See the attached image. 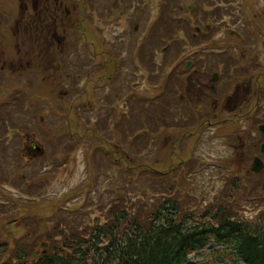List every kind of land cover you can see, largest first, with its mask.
Here are the masks:
<instances>
[{
	"label": "rangeland",
	"instance_id": "374dc122",
	"mask_svg": "<svg viewBox=\"0 0 264 264\" xmlns=\"http://www.w3.org/2000/svg\"><path fill=\"white\" fill-rule=\"evenodd\" d=\"M145 2L150 5L152 0H145ZM156 3L159 5L160 0H157ZM246 5L248 15L253 19L252 24L256 25V28L264 34V0H247ZM116 6H120V0H63V2L41 0L37 3V7H32L34 11L31 8L27 11L25 6L17 5V0H0V22L1 27L5 28L4 32L0 34V54L10 58L7 51L13 47L12 38L17 43L21 38H25L30 43L27 55L31 64L22 73L11 74L10 81H13L10 84L21 85L24 80L31 83L32 92L30 94L36 93L37 96H40V98H36L26 95V97L29 96L27 99L14 109H10V113L6 116L9 120L8 124L12 129L18 127L39 133L42 139L43 135L47 139L51 138L48 157L45 160L39 159L28 165L19 156L20 153H24V147L18 139L14 140L15 142L11 141L10 151L0 157H5L6 160L4 167L0 169V200L11 202V205L7 207L0 205V263H10L14 259L19 262L20 247L25 250L20 263H33L40 257L51 255L54 247L63 248L66 242H69L62 238L60 233L58 237L43 238V234L37 235L36 232H30L34 230L31 227L33 224L26 222L22 224L19 220L24 213L35 212L47 220L46 218L58 205L69 208L80 207L81 211L68 213L70 215L68 218L71 220L69 227L80 224L78 228H72L79 232L85 228L83 225L85 222L88 225L90 223L96 225L107 221L110 196L107 191L108 183L114 187L113 183H124L125 178L119 172L118 167L109 162L103 152L95 153L94 149L97 144H103L113 149L116 156L119 157L118 159L123 162L120 168L136 164L149 167L161 164L168 168L189 155H197L201 161H210L214 158L227 161V158H224L226 156L230 158L232 171L238 180L227 181L224 174L218 173L206 174L203 179L195 177L196 183L200 185L196 191L186 188V198L194 201L201 199L208 203L221 192L230 194L236 190L237 198H242L241 203H244L237 204L235 207L240 216L254 219L256 215L264 211V201L251 203L243 200V197L257 195H263L264 198L262 190L264 173L244 179L237 176L239 173H244L242 170L244 159L241 149L238 147L240 145L239 137L247 133L246 128L240 127V124L244 119H250L251 113L257 106L258 87L264 84V66L253 67L252 69L255 70L243 72L238 69L237 65L233 66L234 62L226 55V58H217V62L219 59H225L224 63L219 62V68L215 69L219 72L218 93L211 106L196 110L203 116V119L196 120L195 125H186L181 115V107H179L181 104L176 100L182 94L180 89L173 93L170 89L168 95L163 98L160 107H149L146 110L145 104H137L132 107V112H128L126 117H122L121 112L128 111V106L131 105L130 101H125L129 92L135 89L137 93L155 94L161 88L163 78L161 71L154 72L150 76H142L143 60L148 54L149 45H146V49L143 50H140L138 45L135 54L133 53L132 50H135L136 43L139 42L141 29L130 19L131 9L124 8L123 14H111ZM106 10L110 12L109 15H106ZM147 10L148 7L145 8V11ZM157 12L158 10L153 15H156ZM55 15L61 17V22L55 21ZM144 16L146 20L147 13ZM16 18H19L20 23L25 24L27 21L34 29L37 28L32 41L29 40L27 34L14 32L19 29L18 27H6ZM167 19L170 20V15ZM91 23H93V27ZM100 23L109 29L106 33L105 30L100 29ZM77 27L86 33L85 37L88 39L98 41L105 34L115 42L114 46L110 45L108 54L111 51H116L120 56L129 49L132 60L134 57H140L138 77L135 76L136 71L132 66V60H125L124 64L127 65L129 74L128 71L123 70L120 80L109 79V75L114 69L110 67L111 70L108 73L105 72L101 79V82L107 86L105 90L89 93L87 90L89 80L96 76V74H92L89 78V74L95 73L97 68L90 62L88 48L82 46L81 38L74 35V29ZM162 29L164 28H160L159 31ZM9 31H12L11 37L6 35ZM53 32L56 34L55 40L58 41L51 40ZM131 34H134L135 39ZM161 34L162 31L158 36L162 37ZM64 36L73 41L68 44L70 51L68 55H65L62 66L56 58L59 55L57 49L62 46ZM142 37L141 39H143ZM207 40L205 35L198 37L196 43L207 44L204 43ZM159 44L162 45V42ZM92 46L97 57L105 60L110 66L111 59L103 56L104 51L101 46L99 44ZM257 48L262 49V47ZM77 50L83 51L81 55L74 54V51ZM251 57L253 58V56ZM209 58L212 59V57ZM261 59L264 62L263 54ZM174 60L175 57H173ZM239 66L240 68L244 67ZM74 69L75 71L72 72ZM78 71L81 73V77H76L79 75ZM67 72H72V77H69L70 74ZM131 75L134 76L133 80L136 78L135 82H138L136 87L131 83ZM105 92L111 95H105ZM41 98L46 100H42L40 103ZM37 99L40 106L28 103V100L36 101ZM82 101L86 104L97 103L98 108L91 113L82 112L77 107L78 103ZM208 101L212 100L208 99ZM59 115L62 118H59ZM119 120L121 121L120 125L117 124ZM208 121L211 123V127L207 123ZM221 122H227V124L219 127L223 130H220L218 134L227 131L235 132V149L234 145L230 143L231 137H227L223 141L209 133L204 136L201 134L200 144L198 143L197 138L200 137V132L196 131L195 133L196 128L207 132L209 128L211 130L217 128ZM235 122L236 124H234ZM204 124L207 128L203 126ZM70 126H73V131L77 133L73 134L74 139L72 136L69 139L66 137L72 134L69 132ZM170 126L175 128H169L161 139L156 140L160 141L159 145L156 141H150V138L141 139L134 146L130 145L133 137L140 131H151L157 134L161 133L164 127ZM9 133L11 134V131ZM67 140L71 143L68 144ZM69 146L72 152L71 163L58 172L42 173L51 170L48 165L53 170L62 161H65L63 153ZM57 147H59V151H56ZM245 160L247 162L244 165H251V158L247 157ZM133 182L141 185L140 187H146L151 192L153 189H157L150 178L139 177L135 178ZM242 186H245V190ZM247 193L248 195H245ZM34 194L35 196H33ZM106 195H108V199L105 207V203L101 202V199H104ZM149 197H151L150 192ZM151 200L153 199L151 198ZM140 201L138 198L133 199L135 203ZM68 214L63 216L59 213L48 224L42 225L43 232L51 230L59 219L63 222ZM58 216L59 218H57ZM81 217H83L81 222H76ZM16 218L18 220L14 221ZM25 234H28L29 237L24 238ZM43 239H50L46 246L39 245Z\"/></svg>",
	"mask_w": 264,
	"mask_h": 264
},
{
	"label": "trees",
	"instance_id": "16d2710c",
	"mask_svg": "<svg viewBox=\"0 0 264 264\" xmlns=\"http://www.w3.org/2000/svg\"><path fill=\"white\" fill-rule=\"evenodd\" d=\"M128 187L125 183L119 188V191H124L123 200L110 193L106 222L98 223L89 231L85 227L79 233L69 227L70 221H64L66 228H62V233L69 242L63 249L53 248L60 249L61 254H54L52 250L51 255L40 257L31 264H186L185 257L191 249H197L210 238L231 241L216 258V264H240L241 260L246 264H264V218L253 221L243 218L233 223L225 218L219 222L220 226L212 229L201 226L192 236L194 244L186 245L188 239L183 237L182 224L174 222V218L181 222L179 203L173 201L176 212L170 213L167 203L171 200H165L163 190L159 191L162 197L154 196L151 203L146 188L131 191L133 189ZM133 192L141 200L137 204H130L135 198ZM225 208L221 205L220 212H225ZM245 222L256 227L249 229ZM203 234L207 238L200 240ZM42 242L47 245L46 239Z\"/></svg>",
	"mask_w": 264,
	"mask_h": 264
},
{
	"label": "flooded vegetation",
	"instance_id": "af4514ba",
	"mask_svg": "<svg viewBox=\"0 0 264 264\" xmlns=\"http://www.w3.org/2000/svg\"><path fill=\"white\" fill-rule=\"evenodd\" d=\"M18 5L25 6L27 11L29 8L32 9L33 6L37 7L38 0H17ZM32 11H34L32 9ZM19 18L14 19L15 24L14 26L18 27L23 34H27L29 37V40L32 41L33 36L35 35V32L37 28L35 29L28 24L27 21H25V24L20 23ZM22 24V26H21ZM1 25V23H0ZM34 25V24H33ZM51 40H54L56 38V34L53 32ZM30 43L26 41L25 38H21L19 42L15 44L13 51H15L16 54H7L10 58H7L0 54V103L3 100H12L14 102V106L19 104V101L14 100V96L17 95V93H21V89L23 87L22 84H26L28 82L22 80L21 85H11L10 83L13 81H10V74L9 71L13 72H20L22 73L25 68L30 66V59L27 55V49L29 48ZM8 62V63H7ZM7 68V69H6ZM200 78L206 79V75H200ZM31 84V83H28ZM208 86H194L193 87V95H195V99L197 100V107L198 108H208L209 104L211 106L214 97H212V101H208ZM8 108H11L7 105H0V141L6 140L9 138V130L11 126L8 124L9 120L6 117L10 112L8 111ZM12 120L10 121V123ZM253 123V120L251 121ZM19 136L14 137L16 140L20 139L25 142V147L28 153L31 155L30 157L33 158L36 153V150L39 149V143L35 138H31L29 134L24 135L23 133H19ZM23 137V138H22Z\"/></svg>",
	"mask_w": 264,
	"mask_h": 264
},
{
	"label": "bare ground",
	"instance_id": "6f19581e",
	"mask_svg": "<svg viewBox=\"0 0 264 264\" xmlns=\"http://www.w3.org/2000/svg\"><path fill=\"white\" fill-rule=\"evenodd\" d=\"M29 78H31V76H29ZM143 175H144V173H140V174H137V177H142ZM129 176H130V173H123V177L125 178V180ZM134 186H135V184H133L131 187H134ZM130 204H137V203L131 201ZM167 204H169L170 213H173L174 211L176 212V205H175V203L170 202V203H167ZM172 209H174V210L171 211ZM225 217H227V216L226 215L220 216L219 217V222H223L225 220ZM76 222H81V218L77 219ZM174 222L175 223H181L182 224V226H183V232H182L183 237L188 239L185 242L186 245H192V244H194V241L192 240V236L199 229V227L201 225V221H200L199 216H196V217L192 218L191 220H181V222L178 221L176 218H174ZM245 223H247V222H245ZM247 226H248L249 229H252V228H255L256 227V225L251 224V223H247ZM206 238H207V236L205 234H203V235H201L200 240H205ZM42 244H43V242H40L39 243V245H42ZM19 250H20V252L18 251V253L20 255H18V256H24L23 251H25V250L23 248H21V247L19 248ZM53 251H54L53 252L54 254H61L60 253L61 251L58 248L53 249ZM85 264H87V263H85Z\"/></svg>",
	"mask_w": 264,
	"mask_h": 264
}]
</instances>
